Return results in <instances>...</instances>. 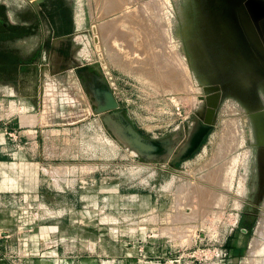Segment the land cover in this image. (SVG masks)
Segmentation results:
<instances>
[{"label":"rangeland","instance_id":"rangeland-1","mask_svg":"<svg viewBox=\"0 0 264 264\" xmlns=\"http://www.w3.org/2000/svg\"><path fill=\"white\" fill-rule=\"evenodd\" d=\"M239 1L0 0V121L55 139L45 184L69 204L52 211L87 248L59 264H264V53ZM84 69L115 106H95ZM121 115L165 157L104 118ZM41 227L1 226L0 264Z\"/></svg>","mask_w":264,"mask_h":264},{"label":"crops","instance_id":"crops-1","mask_svg":"<svg viewBox=\"0 0 264 264\" xmlns=\"http://www.w3.org/2000/svg\"><path fill=\"white\" fill-rule=\"evenodd\" d=\"M7 130L18 131L21 138L19 145L8 143ZM49 142L54 143L55 139H49L38 121L25 124L20 117L17 121H0V227L43 226L40 228L43 234L36 239L22 238L17 264H59V259L68 253L76 255L87 250L81 234L68 231L67 225L72 218L61 217L52 211L69 202L53 200L57 188L45 184L47 168H51ZM33 209L49 211L34 214L31 211ZM240 235L247 234L243 231ZM21 236L15 237L12 232H8L2 245L9 252H14L18 247V243L15 246V239L20 241ZM153 251L158 252V249L153 247Z\"/></svg>","mask_w":264,"mask_h":264},{"label":"bare ground","instance_id":"bare-ground-1","mask_svg":"<svg viewBox=\"0 0 264 264\" xmlns=\"http://www.w3.org/2000/svg\"><path fill=\"white\" fill-rule=\"evenodd\" d=\"M81 75H82V78L84 80L86 89H87L89 95L93 97V99H94L93 102L97 108L103 107L104 105H107V104H110L113 106L115 105V103L112 99V94L110 92V89L102 77H100L99 75L92 73L86 69L81 71ZM104 118L108 122V124H113L114 127L116 126L119 129L123 128L124 138H125L126 142H129V144L130 143L133 144L136 147L137 152L140 155H142L143 157H145V158H150L151 156L152 157H159V158L165 157L164 155H165L166 151H164V149H163L164 143L161 141H158V140H150V139H147V138H144L143 136H141L134 129L132 124L123 115H121V119H122V125L121 126L117 125V122L114 123V120L111 117L105 116ZM177 132H178V130H177ZM179 135L180 134L177 133L176 141L180 138ZM262 138H263V136H262ZM200 139H201L200 135L196 136L195 141L193 143V147L197 143L200 142ZM262 176L264 177V169H263ZM262 237H263V235H262ZM259 243H258V245H259Z\"/></svg>","mask_w":264,"mask_h":264},{"label":"water","instance_id":"water-1","mask_svg":"<svg viewBox=\"0 0 264 264\" xmlns=\"http://www.w3.org/2000/svg\"><path fill=\"white\" fill-rule=\"evenodd\" d=\"M240 2V4L241 3H246V4H251V5H247V6H249L250 8H249V10L247 11L246 9H245V7L242 5V8L240 9V11H241V13H243L245 16H246V18L249 20V23H250V27L252 28L251 29V31H252V34H253V36H254V38L255 37H257V39L259 40L260 39V36H259V34H258V31H257V29L259 28V24H260V20L261 19H264V14L262 13H258V12H253V11H251V8L252 7H255V6H257L256 4H258V8L260 7V9H262L263 11H264V7L261 5V3L260 2H258L257 0H240L239 1ZM254 3H256L255 5H253ZM256 24V25H255ZM255 27H257V29L255 28ZM245 29H246V26H245ZM247 32V31H246ZM256 39V38H255ZM256 39V40H257ZM260 41V40H259ZM256 58V57H255ZM257 60V59H256ZM264 63V62H263ZM260 64V63H259ZM262 67H264V65H261ZM115 103V102H114ZM116 105V104H115ZM114 105V106H115ZM262 129V130H261ZM260 131H262V134H263V138H264V130H263V128H260L259 129V132ZM204 137V136H203ZM202 141V140H201ZM201 143V142H200ZM262 143L264 144V140L262 141Z\"/></svg>","mask_w":264,"mask_h":264},{"label":"flooded vegetation","instance_id":"flooded-vegetation-1","mask_svg":"<svg viewBox=\"0 0 264 264\" xmlns=\"http://www.w3.org/2000/svg\"><path fill=\"white\" fill-rule=\"evenodd\" d=\"M256 3H254L253 5H255ZM241 5H243L244 7H245V9L247 8L248 10H249V6H247V5H251V4H246V3H241ZM257 6H255V7H252L251 8V10L253 11V12H258V13H263L264 14V11L262 10V9H260V7L258 8V4H256ZM247 28H248V30L247 31H251V27H250V25L249 26H247ZM255 28H257V27H255ZM258 34H259V36H260V45L259 46H261V50H262V52L264 53V19H261L260 20V24H259V28H258ZM248 34V33H247ZM248 36H249V34H248ZM245 39L247 40V42H248V46L249 47H251V49H252V52H256V50L254 49V44H253V40L251 41V38H246L245 37ZM261 40H262V42H261ZM259 42V41H258ZM256 47V46H255ZM260 49V48H259ZM262 56V55H261ZM262 58L264 59V56H262Z\"/></svg>","mask_w":264,"mask_h":264},{"label":"built area","instance_id":"built-area-1","mask_svg":"<svg viewBox=\"0 0 264 264\" xmlns=\"http://www.w3.org/2000/svg\"><path fill=\"white\" fill-rule=\"evenodd\" d=\"M236 225L233 223L232 224V228H231V231H233L234 230V227H235ZM150 249H152V247L150 248ZM151 252H153L152 250H150ZM168 256V254L167 253H163L162 254V256H161V259L162 260H165V262H166V258L165 257H167ZM159 264H163L162 262H160Z\"/></svg>","mask_w":264,"mask_h":264}]
</instances>
